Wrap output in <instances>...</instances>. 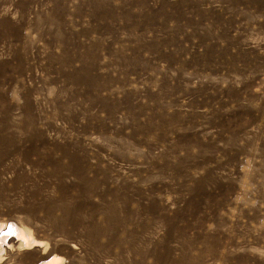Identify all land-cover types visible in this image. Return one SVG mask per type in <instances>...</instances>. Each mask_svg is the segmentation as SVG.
Listing matches in <instances>:
<instances>
[{"label":"rangeland","instance_id":"rangeland-1","mask_svg":"<svg viewBox=\"0 0 264 264\" xmlns=\"http://www.w3.org/2000/svg\"><path fill=\"white\" fill-rule=\"evenodd\" d=\"M20 14L0 25V221L44 246L11 238L0 264H150L163 241L179 264H264V0H0ZM112 211L123 241L91 237Z\"/></svg>","mask_w":264,"mask_h":264},{"label":"bare ground","instance_id":"bare-ground-1","mask_svg":"<svg viewBox=\"0 0 264 264\" xmlns=\"http://www.w3.org/2000/svg\"><path fill=\"white\" fill-rule=\"evenodd\" d=\"M91 5L95 8L96 5L99 3V0H89ZM92 16H95V12H92ZM20 19L14 21L11 20L9 17H7L6 15H3L2 18H0V25H2L3 30L2 32L6 33V28L9 26L18 28L21 25V14H20ZM52 21L50 23L52 24H59L60 22H55V19L52 18V16H50ZM46 21H49V19H47ZM45 20L42 22L40 19H37L34 21L35 25L37 28H41V33H49V29L48 27L44 26V23L46 22ZM62 22V21H61ZM53 40H56L57 37L56 36H52ZM69 41H65V44L62 46V53L58 54V56L56 58L60 59L61 63V69L65 70V66H67V61H68V65L73 61V57L70 56V50L72 48L73 45H69L68 44ZM75 45V44H74ZM77 47L80 49L81 47H83V43L80 42L79 44H77ZM87 51L86 50H82L81 53L77 54L76 58L79 60H84V57L86 55ZM62 56H64V58H62ZM65 59V61H64ZM86 69L89 70L93 69L92 67L88 66L87 67L82 64L79 68H78V73L79 74H84ZM77 73V72H76ZM83 82H87V79L84 78ZM90 83V81H89ZM233 94L235 93V91L232 92ZM124 100L126 102H129L130 99V93L125 94L124 96ZM147 97L149 96H145V100H147ZM155 95H151L150 98H154ZM193 135V134H190ZM234 139V138H233ZM232 139V140H233ZM234 143V141H233ZM2 159H4V154H0V163L2 161ZM11 170H12V166L11 164H4L2 169H0V180L3 177V174H6L7 176H9L8 174H11ZM250 174V173H249ZM9 181L13 182L15 181V179L11 176L9 178ZM0 188H1V181H0ZM93 183L88 182L87 184H85L84 186V193L88 194L93 190ZM264 194V192H263ZM65 219H67V215L65 216ZM60 225V224H59ZM124 229V225H121V217L119 215H117L115 212H109L108 216H107V222L105 225H95L93 227L88 228V231L90 232V236L94 237L96 232H103L105 234L110 235V241L115 242V243H121V241H123V237L120 236L121 231ZM127 230H125L124 232H126ZM173 230H169L168 235L169 236H173ZM14 238L16 239V241H18V245L20 247L25 246V247H29L32 245L35 246H44L41 240H36L33 238V235L31 234L30 231H27L25 228L20 227L15 221H8L5 225V227H3V223L0 221V260L3 256V253L6 251L7 248H11L12 244L10 242V239ZM127 243L128 246H132L135 250V252H137L139 246V243L136 242V239L133 237L132 235V231H129V238L127 239ZM163 246H164V250L162 253L158 252L156 249V246L154 245H148L146 250H143L141 253H143V256H151L153 258V262H151L150 264H179L180 258L177 259L176 261L173 260L171 258V253H172V249L171 247L166 244L164 241L162 242ZM105 249L107 248L106 246H103ZM184 248V244L183 241H181L180 246L178 247L179 252H182ZM43 258H46L42 264H59V262L61 261V256L59 255H52L50 257H47L46 255H42ZM170 258V261H168Z\"/></svg>","mask_w":264,"mask_h":264}]
</instances>
